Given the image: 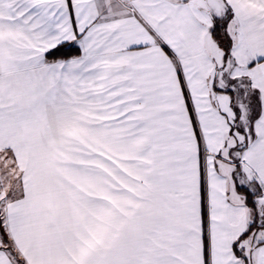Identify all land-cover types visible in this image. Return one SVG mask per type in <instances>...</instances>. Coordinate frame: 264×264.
I'll return each instance as SVG.
<instances>
[{
    "label": "snow or ice",
    "instance_id": "6c2138e0",
    "mask_svg": "<svg viewBox=\"0 0 264 264\" xmlns=\"http://www.w3.org/2000/svg\"><path fill=\"white\" fill-rule=\"evenodd\" d=\"M0 264H264V0H0Z\"/></svg>",
    "mask_w": 264,
    "mask_h": 264
}]
</instances>
